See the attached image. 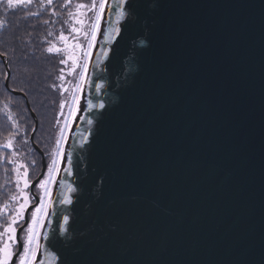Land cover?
I'll list each match as a JSON object with an SVG mask.
<instances>
[{
	"label": "water",
	"instance_id": "obj_1",
	"mask_svg": "<svg viewBox=\"0 0 264 264\" xmlns=\"http://www.w3.org/2000/svg\"><path fill=\"white\" fill-rule=\"evenodd\" d=\"M131 2L110 43L108 0L38 264H264V0ZM32 115L43 166L25 221L47 166Z\"/></svg>",
	"mask_w": 264,
	"mask_h": 264
},
{
	"label": "snow or ice",
	"instance_id": "obj_2",
	"mask_svg": "<svg viewBox=\"0 0 264 264\" xmlns=\"http://www.w3.org/2000/svg\"><path fill=\"white\" fill-rule=\"evenodd\" d=\"M114 2L118 3L120 7L115 12L114 25L109 24L107 29L106 38L110 43L115 37L121 36L122 21H127L125 26L128 28H131L135 22V16L131 11L134 5L131 0H114ZM33 3L34 0H7L6 6L10 10H15L21 6H30ZM53 4L54 0H40L38 4L39 10L37 12H31L28 15L39 17L43 14L44 9L51 7ZM61 6L71 9L67 12L69 20L64 22L69 25L68 32L66 34L62 27L57 37V40L61 42L62 46H58L54 41L49 42V46L45 51L50 54H66V58L60 59L59 63L68 64L71 61V69L73 71H75L78 62L82 59V63H79V67L82 69L79 73V83L74 86L75 91L71 95L68 118L64 121V129L60 132V138L55 142L54 158L47 167V177L41 180L38 185L40 189H43V195L47 199L42 200L31 211L30 220L28 221H25V213L30 208L32 199L27 191L31 186L28 164L22 162L23 154L14 147L15 141L22 129L8 106H4L3 119L8 122V126L12 128V131L8 132L5 138L6 142L0 143V160L4 164L12 166L10 169L6 168L4 171L6 173L10 171L14 175V179L10 176L4 186L7 187L8 183H11L14 186V194H9V202L3 203L0 206V219L4 220V224L0 225V228H2V231H0V264H14V257L16 264H38V256L41 253L42 247L47 246L42 245V240L47 241L48 244L51 243L49 234L46 232L42 233V230L46 226L49 209L53 207L50 186L56 182V176L61 171V163L65 160L66 156L64 144L67 137L64 133L76 118L77 113L82 110L81 99L85 84L87 83L89 86H93L92 81L86 79L85 75L88 72V61L92 56V50L97 43V38L102 32V22L106 17V9L109 14L113 11L108 0H91L90 3L79 2L78 0L74 4L73 0H64ZM125 6H127L128 10H126ZM52 14L61 15L54 7L52 8ZM108 19L111 20V15L108 16ZM42 23L47 25L49 20H43ZM3 26V21H0V28H3ZM80 36H83L87 42L86 49L84 45L78 42ZM110 51L112 50L103 51V58L107 59ZM112 54L115 55L114 52ZM3 55L7 56V53L5 52ZM60 72L63 73V69H60ZM4 78L7 79V75ZM57 78L61 81L64 80L63 75H59ZM103 86V84L94 85L96 91H99ZM52 87L55 88L57 85L53 84ZM60 87L63 88V85H60ZM64 90L67 91L66 88ZM20 91H23V89ZM64 103V101L61 102V109H63ZM87 105L90 109L96 107L100 109L105 108L103 101L98 104H93L92 100L88 99ZM61 115H63L62 111ZM88 123H93L91 118L88 119ZM66 162L68 167L64 170L70 173L72 172L73 163L70 156H68ZM32 163L34 164L35 161H32ZM64 187L65 191L61 194L63 198L59 202L62 205H73L74 200L72 194L77 193L78 189L67 182H64ZM2 191L3 189H0V192ZM70 219V215L62 214L61 223V217L58 216V228L62 229L65 233L69 232ZM39 264H44V262L39 261Z\"/></svg>",
	"mask_w": 264,
	"mask_h": 264
},
{
	"label": "trees",
	"instance_id": "obj_3",
	"mask_svg": "<svg viewBox=\"0 0 264 264\" xmlns=\"http://www.w3.org/2000/svg\"><path fill=\"white\" fill-rule=\"evenodd\" d=\"M39 2L40 0H34L30 6L10 10L6 6L7 0H0V21L4 23L3 28H0V143L6 142L8 132L12 131L8 122L3 119L4 106L7 105L22 129L14 147L23 154L22 160L30 166L33 179L39 173L41 155L30 140L35 126L32 112L35 111L39 121L35 141L46 152L53 141L48 134L49 120L56 114L64 92L60 91L63 81L57 77L63 75L60 69L63 72L66 69V64L59 63L60 59L66 58V54H50L45 49L53 41L62 46L57 37L62 27L67 34L69 25L64 22L69 20L67 12L71 10L61 6L64 0H54V4L44 9L41 16H29V13L39 10ZM53 7L61 15H53ZM43 20H49V23L45 25ZM5 52L7 56L3 55ZM8 68L11 71L10 88L26 96L15 94L6 87L4 77L8 75ZM53 84L57 87H52ZM11 167L0 160V189H3L0 192V206L9 202V194H14L11 183L4 186L10 176L14 179L10 171H4ZM3 224L4 220L0 219V225Z\"/></svg>",
	"mask_w": 264,
	"mask_h": 264
},
{
	"label": "rangeland",
	"instance_id": "obj_4",
	"mask_svg": "<svg viewBox=\"0 0 264 264\" xmlns=\"http://www.w3.org/2000/svg\"><path fill=\"white\" fill-rule=\"evenodd\" d=\"M76 2H78V0H73V4L76 3ZM79 2L90 3L91 0H79ZM102 24H103V22H102ZM99 36L97 38V43H96V45L94 46V48L92 50V56L89 58V61H88V63H89L88 72L85 74L86 75V79H88V80H89V76H90V72H91V68H92V61H93V57H94V54H95V50L97 48ZM78 42L81 43L82 45H84V48L86 49L87 42L83 38V36H80ZM81 56H82V53H81ZM79 63H82V59H81L80 62H78V66L75 68V71H73L71 69V61H69V63L66 64L65 71L63 72V76H64V80H63V84H62L63 85V88L60 87V91H61V93L63 91L64 92H63V94L61 96V100L59 102V105H58L59 107L57 109L56 114H53V116L49 120V125H48L49 132H48V134H49V137L51 136V138H52L53 141H52V144L47 147V151L46 152L44 151L45 152V155H46L47 166H46L45 174H44V176H43V178L41 180H43V179H45L47 177V167L51 163L52 159L54 158V155L53 154H54L55 147H56L55 142H56L57 139L60 138V132H61L62 129H64V121H65V119L68 118L69 105L71 104V95L75 91V87L74 86L77 83H79V73L82 70L79 67ZM86 87H87V83L85 84L84 89H83V92H82L81 103H82V100H83L84 95H85ZM65 88L67 89V91L64 90ZM62 101L65 102L63 109H61V107H60ZM61 111L63 112V115H61ZM34 113H35V111H34ZM35 115H36V117L38 119V116H37L36 113H35ZM77 116H78V113L76 115V118L72 121L71 125L67 128V130L64 133L65 136L67 137V140L65 141V144H64L65 152H66L68 143L70 141L71 133H72L73 128H74V125L76 123ZM35 124H36V122H35ZM38 127H39V121H38ZM34 128H35V126H34ZM34 128H33V130H34ZM33 130L31 131V134H32ZM37 130H38V128H37ZM37 130H36V132H37ZM31 134H30V140H31ZM34 138H35V136H34ZM22 161L24 162V160H22ZM24 163H26V162H24ZM62 163H61V167H62ZM42 166H43V164H42V157H41L40 167H39L40 168L39 169V173L37 174V176L34 179H36L38 177V175L41 173ZM29 167L30 166L28 165L29 179H30V181L32 183V181L34 179L31 176V173H30L31 170H30ZM60 173H61V171L56 176V182L50 186V189H51V200L52 201H53V198H54V193H55V189H56V186H57V183H58V180H59ZM38 185H39V183L35 187V192H36L37 196L39 197V203H40L42 200H46L47 198L44 197V195H43V189H40L38 187ZM27 191H28L30 197H32L31 204L35 203L36 199L33 196V194L31 193L30 188ZM39 203L35 207H37L39 205ZM34 208L32 210H34ZM50 210L51 209H49V212H50ZM31 211H30V213H31ZM30 213H29V220H30ZM43 231H44V229L42 230V233H43Z\"/></svg>",
	"mask_w": 264,
	"mask_h": 264
},
{
	"label": "bare ground",
	"instance_id": "obj_5",
	"mask_svg": "<svg viewBox=\"0 0 264 264\" xmlns=\"http://www.w3.org/2000/svg\"><path fill=\"white\" fill-rule=\"evenodd\" d=\"M91 70H92V68H91ZM87 88H88V85H87V87H86V90H85V95H86ZM85 95H84V98H85ZM84 98H83V100H82V103H81V104H83V102H84ZM81 106H82V105H81ZM75 129H76V128L74 127V129H73V131H72L71 135L74 133ZM49 213H50V212H49Z\"/></svg>",
	"mask_w": 264,
	"mask_h": 264
}]
</instances>
